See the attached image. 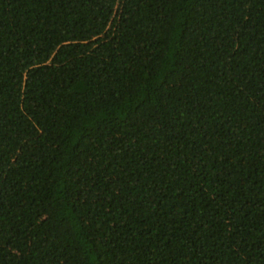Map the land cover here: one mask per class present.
Segmentation results:
<instances>
[{
	"label": "trees",
	"instance_id": "16d2710c",
	"mask_svg": "<svg viewBox=\"0 0 264 264\" xmlns=\"http://www.w3.org/2000/svg\"><path fill=\"white\" fill-rule=\"evenodd\" d=\"M0 264H264V0H0Z\"/></svg>",
	"mask_w": 264,
	"mask_h": 264
}]
</instances>
